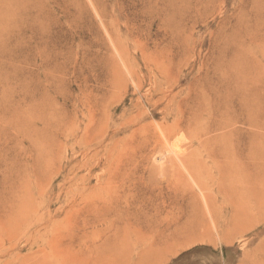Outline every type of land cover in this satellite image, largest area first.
Here are the masks:
<instances>
[{"label": "rangeland", "instance_id": "374dc122", "mask_svg": "<svg viewBox=\"0 0 264 264\" xmlns=\"http://www.w3.org/2000/svg\"><path fill=\"white\" fill-rule=\"evenodd\" d=\"M0 264H264V0H0Z\"/></svg>", "mask_w": 264, "mask_h": 264}, {"label": "bare ground", "instance_id": "6f19581e", "mask_svg": "<svg viewBox=\"0 0 264 264\" xmlns=\"http://www.w3.org/2000/svg\"><path fill=\"white\" fill-rule=\"evenodd\" d=\"M194 117V116H193ZM194 119V118H193ZM191 120V119H190ZM190 120L188 121V123L190 122ZM237 122H238V120H237ZM194 123V122H193ZM195 124V123H194ZM211 124V123H210ZM251 124L252 125H254V123L253 122H251ZM190 125V124H189ZM163 128V127H162ZM164 129V128H163ZM216 129H218V126H216V125H208V134H210L211 132H213V131H215ZM220 129V128H219ZM206 130V129H205ZM204 130V131H205ZM170 132H172V131H170ZM169 132V133H170ZM169 133L167 134V133H165V134H167V135H169ZM200 133V132H199ZM198 133V134H199ZM205 133V132H204ZM203 133V134H204ZM171 134V133H170ZM162 136V135H161ZM167 137V136H166ZM163 139V138H162ZM211 139H213V137L212 136H209L208 135V153H209V155L208 156H211L212 154V151L209 149V143H210V141H211ZM157 141V140H156ZM163 141L165 142L166 141V139L164 140L163 139ZM160 142V141H159ZM202 142V141H201ZM89 142L87 141V144H88ZM84 144H85V142H84ZM158 144V143H157ZM164 145V143L162 144V146ZM167 146V145H166ZM156 147V146H155ZM175 151H177V150H175ZM191 151V150H190ZM195 153H197V151L196 150H194L193 152H189V153H182V152H180V151H177L176 152V157L178 158V161H179V165L180 166H182L183 167V169H184V171H187L188 173H189V166L191 165V163L193 162V158H192V156L193 155H195ZM91 158V157H90ZM91 160V159H90ZM197 163V162H196ZM189 175V174H188ZM175 176V175H174ZM152 181V180H151ZM134 182V181H133ZM132 182V183H133ZM137 182V181H136ZM136 182H134V185H133V187L132 186H130V185H128L127 187L128 188H126V186H125V181L122 183L124 186H123V189H122V191H123V193H122V195H124V196H126L125 194L127 193V189L130 191V189L131 188H133L137 193H138V199H135L134 200V198H133V200L135 201V202H138L139 204H142V203H144L145 204V202H147L148 200H149V204H151V207L152 208H155V209H158L159 208V203L157 204V205H155V203L153 202V201H155V200H157V198H159V197H162L161 196V193L163 192V189H164V187H162V186H158V187H155V186H149V185H142V184H139V183H136ZM113 184V183H112ZM161 185V184H160ZM165 186V185H164ZM169 188H170V186H169ZM157 189H159L158 191H157ZM117 192V191H116ZM149 192V194L151 195V196H149V198H146V194ZM121 194V193H120ZM121 195V199H119L118 197V199L120 200V202H121V200L123 201V200H125L124 201V207L125 208H127L126 209V213L128 212V211H130L131 210V208H132V202H131V200H129V198H127V199H123V196ZM152 196H154V198L152 197ZM102 200H103V202L106 204V205H108V206H112L113 207V205H114V202H115V199H114V201H113V198H111V199H109V200H106L105 198H102V197H100ZM205 199H206V197H204ZM204 199V200H205ZM168 200L170 201V204H176V202H177V193H171L170 194V196H168ZM207 200V199H206ZM210 200V199H209ZM209 200H208V203L205 201V203H207L208 204V209H206L207 210V212H208V214H211V215H213L214 214V212H213V209L210 207V203H209ZM165 202L166 201H163V203L165 204ZM116 203V202H115ZM117 204V203H116ZM138 204V205H139ZM207 204H206V206H207ZM122 205V204H121ZM132 205V206H131ZM114 206H116V205H114ZM136 209V208H135ZM155 209H153V210H155ZM140 213L142 212V211H139ZM129 214V213H128ZM128 218H129V216H128ZM177 218H175V217H172V218H169V219H167V228H168V230H171V228L174 226L175 228L173 229V232L175 233L176 232V226H177V220H176ZM114 222V221H113ZM167 239H168V237H167Z\"/></svg>", "mask_w": 264, "mask_h": 264}]
</instances>
